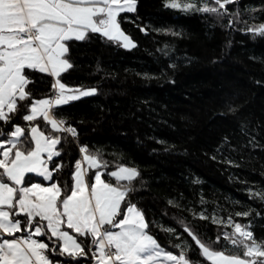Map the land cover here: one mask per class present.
Segmentation results:
<instances>
[{
    "label": "trees",
    "instance_id": "16d2710c",
    "mask_svg": "<svg viewBox=\"0 0 264 264\" xmlns=\"http://www.w3.org/2000/svg\"><path fill=\"white\" fill-rule=\"evenodd\" d=\"M167 2L137 0L134 13L120 14L123 31L136 45L131 49L99 33L68 45L65 58L73 67L61 74L62 82L96 88L97 94L58 108V119L79 135L69 137L62 157L54 159L63 161L59 179L69 188L80 146L101 152L108 162L105 171L136 169L131 199L151 234L176 254L180 249L173 245L187 243L188 257L211 264L199 255L181 221L202 240L215 241L233 230L234 223L227 222L232 217L264 241V200L253 195L264 193V36L248 30L264 24V0H234L225 16L185 11L183 5L173 9ZM204 6L214 5L211 0L195 5ZM31 79L34 98L51 94L53 77L33 70ZM23 114L21 108L0 127L5 133L16 123L43 127L39 117L25 122ZM201 212L208 218H199ZM213 246L222 249L224 239ZM52 259L94 264L87 257Z\"/></svg>",
    "mask_w": 264,
    "mask_h": 264
},
{
    "label": "snow or ice",
    "instance_id": "6c2138e0",
    "mask_svg": "<svg viewBox=\"0 0 264 264\" xmlns=\"http://www.w3.org/2000/svg\"><path fill=\"white\" fill-rule=\"evenodd\" d=\"M204 2L168 0L165 6L179 9L183 5L185 11L225 16L230 15L226 5L234 0H211L214 6L195 7ZM136 3L0 0V122L10 124L21 108L26 113L23 121H35L39 115L43 122V127L40 123L28 127L16 123L7 133L0 127V264H65L52 259L65 256L74 260L87 257L94 264H200L187 256L191 247L187 243L173 245L180 249L176 254L151 234L149 222L131 199L136 191L132 182L139 175L136 169L120 166L105 171L108 162L103 154L80 146L81 157L74 162L69 188L59 179L63 161L54 159L62 157L69 137L77 140L79 135L67 121L58 119V108L97 94L96 88H70L62 82L61 73L73 67L64 58L68 45L84 41L88 33H99L109 40H122L125 48L135 47L121 31L117 18L134 12ZM235 19H239L238 13ZM232 24L230 19L228 26ZM248 30L264 36V24ZM33 70L54 78L50 95L33 97L29 87L35 83ZM83 162L95 170L87 182ZM26 174H35L43 182H33ZM103 175L107 179H102ZM253 195L264 200V193ZM169 204L179 207L173 201ZM249 214L237 212L236 216ZM199 218L208 217L201 212ZM212 222L217 223L215 216ZM227 222L234 223L233 230L218 235L215 241L202 240L183 221L180 223L199 255L211 264H264V241L256 240L250 225L235 223L232 217ZM162 230L175 235L174 229ZM221 239L225 246L216 249L213 245Z\"/></svg>",
    "mask_w": 264,
    "mask_h": 264
},
{
    "label": "rangeland",
    "instance_id": "374dc122",
    "mask_svg": "<svg viewBox=\"0 0 264 264\" xmlns=\"http://www.w3.org/2000/svg\"><path fill=\"white\" fill-rule=\"evenodd\" d=\"M135 12V11H134ZM134 12H131V13H134ZM122 14V13H121ZM117 19H119V16H118V18ZM119 21V20H118ZM120 27H121V31L125 34V32L123 31V28H122V26L120 25ZM126 35V34H125ZM120 43H121V45H122V40H120L119 41ZM133 42V41H132ZM131 48H133V47H130V48H126V49H131ZM81 98H83V97H81ZM80 98V99H81ZM38 117H39V115H38ZM82 167H83V169H84V171H85V180H86V182H87V173H92L93 171H95L94 169H92V168H90L89 166H88V164H87V162H85V163H83V165H82ZM127 168H129V169H132V168H130V167H127ZM119 169V168H118ZM117 169V170H118ZM28 174H26V176H27ZM35 175V174H34ZM136 178V177H135ZM102 179H105L104 178V175L102 176Z\"/></svg>",
    "mask_w": 264,
    "mask_h": 264
},
{
    "label": "crops",
    "instance_id": "0c3cea01",
    "mask_svg": "<svg viewBox=\"0 0 264 264\" xmlns=\"http://www.w3.org/2000/svg\"><path fill=\"white\" fill-rule=\"evenodd\" d=\"M67 55V53L65 54V56ZM65 56H64V58H65ZM64 73V72H63ZM62 74V73H61ZM29 175V174H28ZM210 263H211V261H209Z\"/></svg>",
    "mask_w": 264,
    "mask_h": 264
}]
</instances>
